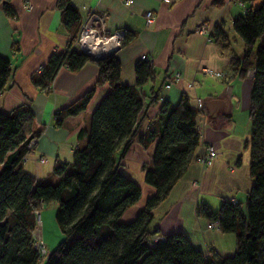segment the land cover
I'll list each match as a JSON object with an SVG mask.
<instances>
[{"label":"trees","instance_id":"obj_1","mask_svg":"<svg viewBox=\"0 0 264 264\" xmlns=\"http://www.w3.org/2000/svg\"><path fill=\"white\" fill-rule=\"evenodd\" d=\"M237 1L244 11L233 20L232 29L242 39L241 56L233 52L221 26L214 25L208 36L219 52L229 55L239 77L254 69L246 142L252 183L243 203L222 199L216 211L202 202L196 206L197 216L216 221L221 232L234 234V252L222 256L209 249L204 253L181 231L155 242L150 238L156 234L148 230L153 209L195 157L196 118L201 110L189 103L185 93L171 105L161 100V86L151 87L147 106L161 102L157 117L146 119L140 87L154 79L153 66L139 59L133 68L134 83L126 84L120 80V61L113 55L95 62L94 86L54 115V124L61 125L65 117L85 109L96 86L108 85L91 113L85 145L74 149L69 165L56 160V182L37 181L22 168L26 145L39 134L24 135L25 123L32 119L29 105L0 110V264H264V0L257 5H253L256 0ZM56 5L69 40L64 50L52 52L32 74V84L44 90L61 67L77 71L91 61L70 48L81 23L78 11L69 0H56ZM3 9L15 16L7 4ZM132 37V32H124L121 45ZM11 76L8 56L0 55V92ZM134 139L144 148L154 142L149 163L143 167V181L154 193L132 220L123 222L121 215L141 193L138 183L120 169V160ZM49 202L56 203L54 218L62 238L40 257L33 246L34 211Z\"/></svg>","mask_w":264,"mask_h":264},{"label":"crops","instance_id":"obj_2","mask_svg":"<svg viewBox=\"0 0 264 264\" xmlns=\"http://www.w3.org/2000/svg\"><path fill=\"white\" fill-rule=\"evenodd\" d=\"M69 2L81 20L94 7L108 13V32L121 29L133 33L115 56L120 61L123 83H134V64L142 55L155 70L154 79L140 87L146 119L157 117L161 100L176 105L183 93L191 105L196 107L197 98L204 104V110L196 118L199 144L194 156L200 155L207 144L215 147L217 156L208 166L193 160L188 164L166 198L153 209L148 230L156 234L150 238L181 231L204 253L214 249L222 256L231 255L235 249L234 234L207 228V220L196 215V206L202 202L216 211L221 200L229 197L243 203L250 189L246 142L250 133L252 80L239 77L229 55L219 52L208 34L199 33L196 28L202 22L207 23L208 32L214 25L221 26L233 52L241 56L242 39L233 31L232 22L243 13L244 6L237 0H174L171 4L162 0H133L130 6L120 0ZM259 2L256 0L253 5ZM26 3L30 8L25 7ZM4 4L13 10L14 17L5 13ZM146 10L153 12L149 24L143 15ZM68 40L56 0H0V55L8 56L12 68V85L0 92V110L9 112L19 104L29 105L32 119L25 126L26 133L40 131V134L22 168L37 181L58 180L53 173L56 160L69 165L74 149L85 145L91 113L108 91L106 84L96 86L84 110L65 117L59 126L54 124L55 113L93 87L98 73L96 63L89 61L77 71L61 67L46 90L32 84V74L52 52L64 50ZM203 67L219 75H205L201 72ZM174 73L179 77L165 88V78ZM159 86L161 100L147 106L150 88ZM213 99L223 102L216 114L206 107ZM146 123L147 120L143 122L144 128ZM153 147L154 142L144 148L134 139L120 160L121 171L141 189L138 201L121 215L123 222L132 220L154 193V188L143 181V167L148 165ZM38 156H44L46 161L39 162Z\"/></svg>","mask_w":264,"mask_h":264},{"label":"built area","instance_id":"obj_3","mask_svg":"<svg viewBox=\"0 0 264 264\" xmlns=\"http://www.w3.org/2000/svg\"><path fill=\"white\" fill-rule=\"evenodd\" d=\"M132 0H123L125 4L131 3ZM169 2L170 0H164ZM25 7L30 8V4L26 3ZM106 13L103 10H98L96 8H91L88 10L86 16L80 23L78 27V32L75 40L71 44V49H76L80 52H84L90 57L105 56L106 58L115 54L116 49L119 46L120 41L124 37V31L119 29L113 32H108L106 29L105 21ZM144 18L146 24H149L152 20L150 11L144 13ZM141 58L147 59L145 55ZM40 67L37 68V71ZM203 71H207L204 69ZM248 77L252 78L254 74V69L250 68L245 73ZM178 77V74H172L171 76L165 78L164 87L169 88L174 79ZM196 104L198 107L202 106L201 99H196ZM30 146V145H27ZM217 156V151L212 144H207L204 151L195 157V162L207 166L212 163V160ZM23 159V158H22ZM231 202L235 203L236 200L233 197L228 198ZM36 215V224H39V211H34ZM208 228H215L219 230V225L216 221H207ZM33 246L37 250L40 257H44L46 254V249L41 237H37L32 233ZM162 239V236H155L152 240L158 241Z\"/></svg>","mask_w":264,"mask_h":264},{"label":"rangeland","instance_id":"obj_4","mask_svg":"<svg viewBox=\"0 0 264 264\" xmlns=\"http://www.w3.org/2000/svg\"><path fill=\"white\" fill-rule=\"evenodd\" d=\"M163 2L167 3V4H171L174 0H170L169 2H166L164 0H162ZM120 2L125 5V6H130L133 2V0L131 1V3L129 4H125L123 2V0H120ZM239 2V1H238ZM240 3V2H239ZM99 10V9H98ZM104 11V10H103ZM146 11H150L151 13V17L153 19V12L151 10H146ZM145 11V12H146ZM106 13V17H105V21L107 23V18H108V13L106 11H104ZM144 12V13H145ZM87 14V13H86ZM144 15V14H143ZM86 16V15H85ZM82 21V20H81ZM152 22V20H151ZM150 22V23H151ZM80 26V25H79ZM79 29V28H78ZM196 31L199 32V33H205V34H208L211 33V32H208V27H207V23L206 22H202L199 26H197L196 28ZM78 32V30H77ZM77 35V33H76ZM76 38V37H75ZM75 40V39H74ZM123 40V38H122ZM122 40L120 41L119 43V46L118 48L116 49V51L121 47V42ZM116 53V52H115ZM115 55V54H114ZM113 56V55H112ZM143 59V58H141ZM230 60V58H229ZM93 61V60H91ZM93 62H96V61H93ZM204 69H207V71H203ZM201 72L205 75H213V76H216V75H219L218 72H215L213 70H211L210 68L208 67H203L201 68ZM176 73H174L175 75ZM178 74V73H177ZM178 77H179V74H178ZM177 77V78H178ZM244 77L246 78H250L248 77L246 74H244ZM251 79V78H250ZM175 80V79H174ZM12 85V81H11V78L9 79L8 83H7V86H11ZM7 87V88H8ZM5 88V89H7ZM4 89V90H5ZM196 107L197 109H200L201 111H203V105L201 107H198L197 104H196ZM78 114V113H77ZM76 115V114H75ZM30 121V120H29ZM29 121H27L25 123V126L27 124H29ZM197 131H199V129L196 127ZM26 127H24V135L26 137L30 136L33 132L31 133H26ZM39 134H40V131H38ZM199 133V132H198ZM33 136L29 139L27 145H30V146H27L26 145V148H27V152L23 155V159H22V163L26 162V160H28V157L30 156L31 153H33L34 151V148H35V145H36V141L38 139V136ZM262 138H264V136H262ZM196 157V156H195ZM195 157L193 159V161H195ZM216 158V157H215ZM214 158V159H215ZM213 159V160H214ZM212 160V162H213ZM38 161L39 162H44L46 161V158L44 156H38ZM21 163V164H22ZM208 166V165H207ZM144 172V170H143ZM141 195V193H140ZM55 203V202H54ZM52 203V202H49V203H46L44 204V206H41L40 209H38L39 211V224H36L35 225V229L33 230L34 232V235H36L37 237H41L43 243H44V246H45V249L46 251L49 253L51 250H53L55 248V246L57 245V243L60 241V239L62 238V235L59 231V228L57 226V223L55 221V218H54V213H55V208H56V205ZM208 228V227H207ZM209 229H215V228H209ZM217 230V229H216ZM155 237V236H154Z\"/></svg>","mask_w":264,"mask_h":264},{"label":"water","instance_id":"obj_5","mask_svg":"<svg viewBox=\"0 0 264 264\" xmlns=\"http://www.w3.org/2000/svg\"><path fill=\"white\" fill-rule=\"evenodd\" d=\"M82 53H84V52H82ZM90 59L93 61H99L102 59H106V57L105 56H96V57H90ZM222 105H223V102L220 100H216V99L210 100L206 103V107L208 108V110L210 111L211 114H216Z\"/></svg>","mask_w":264,"mask_h":264}]
</instances>
